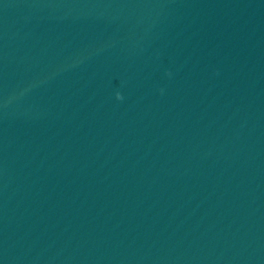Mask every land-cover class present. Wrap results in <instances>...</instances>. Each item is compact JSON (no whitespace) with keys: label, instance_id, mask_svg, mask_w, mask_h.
<instances>
[{"label":"clouds","instance_id":"1","mask_svg":"<svg viewBox=\"0 0 264 264\" xmlns=\"http://www.w3.org/2000/svg\"><path fill=\"white\" fill-rule=\"evenodd\" d=\"M169 75H170V73H169ZM116 99L117 100H123V96L120 93H117L116 94Z\"/></svg>","mask_w":264,"mask_h":264}]
</instances>
